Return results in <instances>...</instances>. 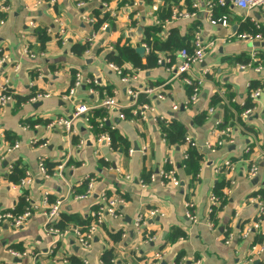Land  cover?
I'll return each mask as SVG.
<instances>
[{
  "label": "crops",
  "instance_id": "1",
  "mask_svg": "<svg viewBox=\"0 0 264 264\" xmlns=\"http://www.w3.org/2000/svg\"><path fill=\"white\" fill-rule=\"evenodd\" d=\"M212 1L217 3L218 0ZM81 2L85 5L80 8ZM0 3L10 8L6 24L0 26V58L8 57V61L0 66V81H8L17 98L32 97L37 92L51 95L34 104H20L15 100L4 108L0 107V155L5 156L4 168L0 171V213L14 210L22 198H29L40 206L24 227L3 226L0 264H73L74 261L102 264L104 253L110 250L114 253L113 260L119 264H143L154 261L157 254L163 257L155 264H264V224L260 231L240 239L242 230L252 226L258 218L259 205L253 199L264 190V68L260 74L239 68L251 61L252 52L257 54L259 61L264 57V12L255 9L248 13L227 0V13L219 18L227 17L228 27L213 26L204 13L205 0H200L198 21L169 23V11H191V0H178V5L171 3L169 8L161 1L157 17L166 36L175 28L192 49L194 37L188 41L185 39L189 38V28L198 22L204 45L214 43L207 49L203 62L192 69L193 76L200 81L201 95L198 103L191 105V90L181 78L163 66L142 71L128 64L125 66L128 76L137 78L129 83H124L110 69L107 57L115 51V46L131 44L135 49L144 46L143 29L158 26L150 15L154 0H139L138 7L132 6L133 0H0ZM104 5L109 7V12ZM97 12L102 16L115 13L116 17L111 28L92 42L88 53L77 56L73 47L88 45L87 40L94 33L81 17L83 14L95 17ZM57 19L63 22L64 36L58 35ZM31 21L39 26L38 29L53 32L44 50L29 25ZM256 23L263 36L261 42L224 41L232 33L256 32ZM167 56L171 58L170 54ZM17 66L19 71L16 72ZM79 72L85 80L95 81L97 85L86 82L68 99L74 75ZM253 81L260 83L261 96L253 101L255 107L250 114L242 115L240 120L230 103L243 106L249 98ZM130 87L151 91L141 93L146 99L142 102H154L160 117L169 121L176 119L186 127L187 136L204 153L196 177L184 166L187 145L181 148L171 146L159 125L151 120L130 123L120 119L119 109L107 110L101 106L109 92L121 106H126V92ZM159 91L165 95L163 101L156 100ZM215 97L222 99V105H211ZM224 105L230 107V115H234L229 124L233 131L226 137L218 125L225 120ZM80 106L87 107L89 114L100 109L107 111V131H115L122 138L117 143L118 149L101 141L98 132L90 129L83 118L74 121L76 134L72 138L59 127L47 128L56 119L73 118ZM175 106L178 111L173 110ZM211 109H214L213 114H209ZM203 113L207 117L198 124L196 117ZM10 140L19 142L20 148L7 153L6 149L12 145ZM81 141L84 144L79 147ZM144 148H147L145 153ZM41 160L51 174L49 179H44L40 172ZM227 161L232 163V170L218 171ZM16 163L25 174L32 175L34 183L31 187L20 188L9 181L10 169ZM252 164L259 167L254 178L249 176ZM166 167H170L167 172L175 173L180 183L178 187L159 179H150L149 183L143 182L145 186L142 185V180L166 171ZM88 177L95 182L92 193L86 199L76 201V196L86 193ZM222 183H226L223 189L225 201L223 204L221 200L222 207L212 219L210 198ZM103 195L114 196L125 204L119 208L118 217L104 218L92 248L86 251L78 245L74 229L90 221ZM46 196L49 204L63 201L62 214L78 219L56 245L45 231ZM187 203H194L193 214L197 223L186 217ZM153 211L156 216L151 215ZM140 215L145 222L143 235L134 228ZM176 230L185 236L171 243ZM118 233L122 234L121 240L115 242L112 236ZM229 233L234 238L226 243ZM148 238L154 241L144 243ZM253 247H257V253L252 252ZM11 250L27 252L28 256L14 258Z\"/></svg>",
  "mask_w": 264,
  "mask_h": 264
},
{
  "label": "built area",
  "instance_id": "2",
  "mask_svg": "<svg viewBox=\"0 0 264 264\" xmlns=\"http://www.w3.org/2000/svg\"><path fill=\"white\" fill-rule=\"evenodd\" d=\"M138 1L139 0H133V7H138ZM162 0H154L153 5L151 6L150 9V15L154 17V24L155 25H161V22L158 20L157 13L160 10V3ZM227 0H218L217 3H213L212 0H205V14L210 21V23L213 26H222V27H228V21L227 17H222L219 19L215 18L214 15V9L216 8L217 5L224 6L226 4ZM231 3L238 9L246 12H251L255 9L260 10L264 12V0H230ZM84 2H81L79 7H84ZM104 8L106 11H110L109 7L104 5ZM10 8L7 5H4V3H0V26H4L6 24V16L9 13ZM201 12V4L200 0H191V11H179L178 9H174L171 13V21L169 23H173L174 21H198L199 20V15ZM110 18H115L116 15L115 13L108 14ZM82 21L89 25L92 29H94L97 20L96 18L89 16L87 14L82 15ZM57 26L59 27V32L58 35L64 36L65 35V29L63 22L60 19L56 20ZM34 31H36L39 26L34 22L31 21L29 24ZM256 32L254 33H232L228 39L224 41H231L233 39L236 40H241V41H247L251 44H254L256 42H261L263 36L260 33V26L256 23L255 25ZM108 30V25L104 24L101 26V28L96 32L92 34V36L87 40L88 46L92 44V42L98 37L100 34H104ZM49 35H52L53 32L52 30L48 29L47 30ZM96 32V33H95ZM214 43H211L210 45L206 46L203 43L202 40V32L200 27L198 30L195 32L194 39L192 42V51L184 48L178 53V58L177 61H173L172 58L167 56L166 54H161L159 56L157 65L158 66H163L167 69V71L171 74H173L175 77H179L183 80L184 84L191 90V95L189 98V104L195 105L198 103L199 98H200V81L193 76L192 69L195 65L200 64L203 62L205 56H206V51L208 48L212 47ZM146 49V53H150V47L147 45H144ZM89 50V49H88ZM88 50L86 51L88 53ZM27 53V51H26ZM8 61V57L4 55L3 58H0V66H3L5 62ZM259 60L257 58V54L252 52L251 54V61L246 64V65H240L239 68L242 71H247V72H254L256 74H260L263 71V66L259 65ZM110 69L117 73L122 79L124 83H129L132 82L133 80H137L136 77H130V76H124V72L122 68L117 67L114 64L110 65ZM15 71H19V66L16 67ZM87 84H95L97 83L95 81L91 80H85L83 75L79 72L75 74L74 81L72 83L71 89L69 94L67 95V98L70 99L73 97L77 90L80 89L84 83ZM10 87L8 81L1 82L0 81V107L4 108L11 103L15 102L14 94H10ZM151 92L149 90L147 91H140L136 90L132 87H130L126 94H127V99H128V104L126 106H121L119 102L116 100V98L108 97L106 100L103 101L102 107L110 110V109H119V117L123 121H128L130 123L134 122H140V121H153L155 124L164 122L166 124H169V119H166L164 117H160L157 114L156 106L154 102L150 103H142L140 101V96L141 93H147ZM51 95L49 94H43L40 92L35 93L29 100L28 104H34L39 101H42L44 99H48ZM261 96V89H257L253 91L250 94V99L254 102H256ZM165 99V95L161 93V91L158 92L157 95V101H163ZM130 111L131 118L128 119L126 115L124 114V111ZM174 111H178V107L175 106L173 108ZM89 109L85 106H80L76 109L73 118L68 119V118H60L54 120L49 126L47 127L48 129H54L56 127L61 128L68 137H74L76 134V128L74 121L80 118H83L85 123L88 125L90 129L91 126L89 125L90 121V114H89ZM250 110L246 111L243 116H247L250 114ZM214 109L209 110V114H213ZM220 122H218V125ZM233 129L231 126H228L226 129L222 130L221 134L226 137V136H231ZM101 141L104 140L107 143H111L110 138L107 134L101 135ZM38 142V141H36ZM84 144V142H80L79 147H81ZM186 145L187 148L188 146H192L195 148H198L197 145L189 138L187 137L186 139ZM222 145V143H220ZM209 146V145H208ZM20 148V143L16 142L14 145L9 146L6 149L7 153H12ZM147 148L143 149V152H146ZM132 154L133 151H130ZM184 158H187L186 153H184ZM4 162H5V156L3 154L0 155V171L3 170L4 168ZM169 161H166L168 163ZM12 169V168H11ZM11 169L9 174L11 173ZM39 169L41 174L43 175L44 179H49L51 174L48 171L44 160H41L39 164ZM62 169V167H60ZM232 170V163L227 161L224 163L222 167L218 169V171L221 170ZM259 172V167L255 164H252L249 169V176L251 178H254ZM175 173L173 171L167 172L165 170L160 171L158 175H152L151 176V181H156L159 179L162 183H171L172 185L178 187L180 185L179 181L176 179L174 176ZM88 184L87 191L84 195H78L75 197L76 201L84 200L89 195L92 193V190L94 188V179L88 177L86 180ZM142 185H144L143 181ZM34 180L32 178V175L28 172H26L25 177L21 180V182L18 184V187L20 188H29L33 185ZM101 202L99 206L96 207L95 211L92 212L91 214V222L89 226L87 227H76L74 229V236L75 239L80 247H82L84 250L88 251L92 248V243L94 241V238L96 234L98 233V230L101 227V224L104 222V218L107 216L109 217H118L119 214V208L123 206L125 203L124 201L114 197V196H106L103 195L101 198ZM256 203L259 205V215L258 218L255 220L254 224L252 226H246L243 230L242 233L240 234V239H246L251 233L254 231H260L263 224H264V201L261 200V197H257L253 199ZM26 204L28 205L25 212L21 215H14L12 211H7V212H1L0 213V232L2 231V228L5 224H9L12 228L14 229H20L24 227L28 221L36 214V212L40 209L39 205H36L31 199L27 198L26 199ZM44 206L47 208L45 211V215L47 217L46 221V234L53 239V245L58 244L61 240L64 239L66 234L68 233L67 230L61 231L58 228L55 227V225L60 221L61 219V214H62V208H63V201H56L54 204H49V201L47 199V196L44 199ZM221 206V200L218 196L215 194H212L210 198V209L209 213L212 215L216 210H218ZM186 217L188 218L189 221L192 223H197V219L193 214V209H194V203H187L186 204ZM152 216H156L157 213L155 211L151 212ZM145 224L144 222V217L143 215L138 216V218L135 220L134 223V228L137 231L138 234H142V228L143 225ZM208 225L210 227H213V225L208 221ZM233 235L228 234V240L226 243H230L233 241ZM154 241L153 238H148L144 243H148ZM253 253H257V247L252 248ZM10 254L17 259L25 258L28 256V253H19L16 251L11 250ZM163 255L157 254L155 256L154 261H148L144 262L143 264H155L156 262H160L162 260ZM84 264H88V262H84ZM103 264V262H102ZM111 264H119L117 260H113ZM173 264H182L180 263H173Z\"/></svg>",
  "mask_w": 264,
  "mask_h": 264
},
{
  "label": "trees",
  "instance_id": "3",
  "mask_svg": "<svg viewBox=\"0 0 264 264\" xmlns=\"http://www.w3.org/2000/svg\"><path fill=\"white\" fill-rule=\"evenodd\" d=\"M84 1H88V0H84ZM166 4V6L169 8V6H171V3H175L176 5H178V0H163ZM228 10V6L227 4H225L224 6H220L217 5L216 8L214 9V15L215 18L218 19L220 17L221 14L227 13ZM172 13V12H171ZM171 13L169 11V14H167V16H171ZM167 17V18H168ZM97 20V23L94 27V31H98L102 25L107 24L108 28H111V25L113 24V19L109 17V15H101L100 12L95 13V17ZM162 19L164 18L163 14H162ZM158 20H160L158 18ZM198 22H195L194 25L189 28V38L185 39V41L192 39V37H194L195 32L198 30L199 26ZM144 32V44L150 47V53L149 54H145L144 57H141L137 52L136 49L133 48L131 46V44H126L124 46L121 45H117L115 46V51L111 52L110 54H108V62H110L111 64L116 65L119 68L123 69L124 72V76H128L130 75L128 73L127 70H125V66L126 65H132V67L135 70H142V71H147V70H151L153 68H156L159 56L161 54H166V55H171V58L173 59V61H176V53L180 52L182 49L187 48L189 49V46L186 45L184 43V38H182L180 36V33L177 29L173 28L170 31H168V34L166 36L165 34V29L162 25L159 26H149L143 29ZM250 33H254V32H250ZM36 36L38 37L39 43L41 44V49L44 50L46 44L52 39L51 35L48 34L46 29H37L35 31ZM89 46L85 45V46H79L76 45L73 47V52L74 54H76L77 56H82L87 50H88ZM189 50L192 51V49L190 48ZM145 60V63H144ZM259 65H262L264 67V57H262V59L259 61L258 63ZM75 78V75H74ZM97 88L98 87H94ZM258 88H261V85L258 81H253L251 83V87H250V91H249V98L246 100V103L243 106L237 105L235 103H230L231 108L237 113L239 119L242 117V115L249 110H253L255 107L254 102L250 99V94L253 90H256ZM102 91V90H101ZM9 93L13 94V92L10 90ZM112 92H109V96L108 97H112ZM14 98L16 101H18V103L23 104L28 102V100L31 97H26V98H17L14 95ZM231 100V97H230ZM140 101L145 102V96H141L140 97ZM142 102V103H143ZM211 105H222V99L220 97H215L211 103ZM230 107H227V105H224V109L226 111V116H225V120L224 122H222L220 124V128L226 129L229 124L230 121L232 120V118H234V115L231 114L230 115ZM124 114L126 115L127 118H130V111L126 110L124 111ZM106 116H107V111L105 109H100V110H96L94 111L92 114H90L89 118V125L91 126L92 130H96L98 132V135H105L107 134L110 138L111 141V145L113 149H118L117 143L122 141V138L118 135L117 132L113 131V132H108L106 129V124H105V120H106ZM206 114H201L198 115L196 117V122L199 124L203 123L205 118H206ZM241 120V119H240ZM159 127L160 130L162 132V134L164 135V138L166 139V141L171 145L174 146L176 148H181L184 147L186 145V139H187V129L186 127L180 123L179 121H177L176 119H170L169 124H166L164 122L159 123ZM12 145H14V140H10ZM75 142L76 139H74ZM10 145V146H12ZM186 156L187 158H185L184 160V166L185 169L187 170L188 173L192 174L194 177H196L199 172H200V167H201V163L204 159V153L202 152L201 149L199 148H195L192 146H188V149L186 150ZM166 171L170 170V167H166L165 168ZM152 175H149L148 178H145V180H142L144 183H149L150 179H151ZM25 177V171L24 169L20 166L19 163H16L15 165L12 166V170L11 173L8 175L9 181L13 184H19L21 182V180ZM87 184V183H86ZM84 184L87 188V185ZM224 186H226V183H222L219 184L215 191L214 194L216 196H218L220 198V200H223L222 203L224 204L225 201V196L223 194V189ZM260 197L261 200L264 201V190L260 191ZM27 204H26V198H22V200L20 201V204H18V206L12 210V213L14 215H21L25 212L26 208H27ZM222 207V205L220 206ZM96 209V208H95ZM220 209V208H219ZM218 209V210H219ZM218 210H216V212H214L211 217L212 219H215V215L217 214ZM78 219H76L75 217H70L67 216L66 214H61V219L60 221L55 225L56 228H58L61 231H65L68 230V228L70 227L71 224H75V222H77ZM91 221V219H90ZM90 221L87 223H83V227H87L90 224ZM121 233H118L114 236H112L113 240L115 242H119L121 240ZM185 235L183 234V232L176 230L172 237H171V243L178 241L179 239H182ZM114 259V253L113 251H106L102 257V260L105 264H110L111 261ZM180 259L177 260V262H179ZM73 264H78L75 261L73 262Z\"/></svg>",
  "mask_w": 264,
  "mask_h": 264
},
{
  "label": "water",
  "instance_id": "4",
  "mask_svg": "<svg viewBox=\"0 0 264 264\" xmlns=\"http://www.w3.org/2000/svg\"><path fill=\"white\" fill-rule=\"evenodd\" d=\"M255 45H257V46H259V44H255ZM254 45V46H255ZM136 52L141 56V57H144L145 56V54H146V49H145V47H143V46H141V47H138L137 49H136ZM218 115L216 116V118L218 119Z\"/></svg>",
  "mask_w": 264,
  "mask_h": 264
},
{
  "label": "rangeland",
  "instance_id": "5",
  "mask_svg": "<svg viewBox=\"0 0 264 264\" xmlns=\"http://www.w3.org/2000/svg\"><path fill=\"white\" fill-rule=\"evenodd\" d=\"M221 124V123H220ZM224 130V129H223Z\"/></svg>",
  "mask_w": 264,
  "mask_h": 264
}]
</instances>
